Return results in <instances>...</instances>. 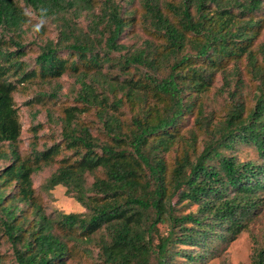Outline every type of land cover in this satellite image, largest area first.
<instances>
[{
	"label": "trees",
	"instance_id": "trees-1",
	"mask_svg": "<svg viewBox=\"0 0 264 264\" xmlns=\"http://www.w3.org/2000/svg\"><path fill=\"white\" fill-rule=\"evenodd\" d=\"M83 16L87 30L76 22ZM49 21L57 41L25 45L26 30L34 23L43 38ZM138 27L142 47L122 43ZM263 33L264 0H0V161L9 162L0 170V227L13 264H68L103 231L101 264H202L216 242L246 232L264 209ZM241 67L255 84L252 100ZM111 70L123 80L111 81ZM220 73L230 103L213 125L203 96ZM64 75L80 89L78 105L60 117L62 142L23 154L15 94ZM61 90L56 84L36 99L57 101ZM126 105L132 115L124 120ZM92 109L98 134L81 119ZM245 148L258 158L241 161L235 154ZM53 166L47 189L65 187L87 213L47 216L33 178ZM177 205L198 210L180 216ZM254 264H264V248Z\"/></svg>",
	"mask_w": 264,
	"mask_h": 264
},
{
	"label": "rangeland",
	"instance_id": "rangeland-1",
	"mask_svg": "<svg viewBox=\"0 0 264 264\" xmlns=\"http://www.w3.org/2000/svg\"><path fill=\"white\" fill-rule=\"evenodd\" d=\"M135 6L140 7V5L137 4ZM27 12L30 13V16L34 20H37L31 10H27ZM76 22L80 27L87 30L89 19L86 18V16H83ZM33 24L32 28L26 30V34H24L23 39L25 45L30 46L32 43L41 45L47 41H57L59 35V28L57 27V24H54L51 21L46 22L45 26L48 33L43 38H41L39 33L35 31ZM136 32L137 34H129L126 38H123L122 43H125L128 46L142 47L147 38L139 27L136 29ZM259 42L264 44V33ZM31 48H34L35 52L29 54L25 60L30 63L31 66H34L35 60L38 56L37 48L35 46ZM113 56L115 58H119L120 54L115 53ZM111 71L113 75L117 76V79L113 78L111 81L123 80V76L120 71ZM241 73L242 78L247 85V87L243 90L244 97H249L252 100L254 94L256 93L255 84L245 73L244 67H241ZM224 83L225 81L222 74H218L214 89L210 93L203 96L206 113L208 115L210 113L214 114L215 119L213 120V125L223 120L227 110L226 108L230 103L228 93L221 90V88H226ZM235 83L236 82H232L233 87L231 90H233ZM56 84H59L62 88L61 93L59 94V99L57 101H50L49 98H44L43 102L39 103L36 98L38 96L49 95L52 92V88ZM100 88L99 90L102 91ZM79 89L80 85L77 83L75 77L64 75L53 84H31L29 87L27 86L21 88L15 94L16 108L23 124L22 137L18 143V146L23 154L29 153L33 146H36L39 151H43L45 148H50L54 144L62 142L63 137L60 117L63 115L64 107L68 105L75 107L78 105L77 103H74V99L76 98V92L79 91ZM105 92L110 95V99L107 102V110L110 114H113L114 108L111 106V103L114 101V97L108 90ZM104 96L105 94H103L101 98ZM30 101H34L33 105H27ZM120 115H122L124 120L131 118L132 114L130 113L128 105L121 109ZM81 119L92 128V131L95 134L102 131L103 124L99 119L96 109L84 112L81 114ZM184 121L185 125L182 131L186 134L188 129H194L195 117L194 115L189 116L187 120ZM34 128L37 129V133H35V130L33 131ZM195 132L198 133L196 130ZM6 150L9 149L6 148ZM235 155H237L241 161L256 160L258 158L257 153L252 148L239 149ZM8 165V161H0V170L6 168ZM56 169V166L49 167L33 178L34 187L41 194L40 197L47 216L54 217L59 213H87V209L78 203L75 198L67 196V190L65 187L58 186L54 189H47L46 185L48 179ZM90 181H92V179H90ZM197 210V205H177L176 213L181 216L187 215L191 212L195 213ZM0 229V255L2 256L3 264H13L15 259L12 244L8 241V238L1 227ZM168 231L169 225H165L160 228L161 235H165ZM105 237H107L106 232H99L93 242L85 244L84 251H78L71 260H68L67 263L101 264L103 258L100 254L99 239ZM214 248V252L202 264H254L257 253L264 248V209L259 217L250 224L249 229L238 236L236 241L229 245L216 242Z\"/></svg>",
	"mask_w": 264,
	"mask_h": 264
}]
</instances>
